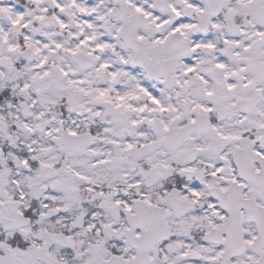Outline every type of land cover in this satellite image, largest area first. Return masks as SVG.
<instances>
[{"label":"snow or ice","instance_id":"1","mask_svg":"<svg viewBox=\"0 0 264 264\" xmlns=\"http://www.w3.org/2000/svg\"><path fill=\"white\" fill-rule=\"evenodd\" d=\"M0 264H264V0H0Z\"/></svg>","mask_w":264,"mask_h":264}]
</instances>
